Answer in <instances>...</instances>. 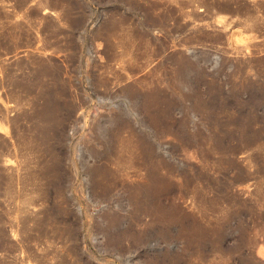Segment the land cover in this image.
<instances>
[{"label":"rangeland","instance_id":"1","mask_svg":"<svg viewBox=\"0 0 264 264\" xmlns=\"http://www.w3.org/2000/svg\"><path fill=\"white\" fill-rule=\"evenodd\" d=\"M0 264H264V0H0Z\"/></svg>","mask_w":264,"mask_h":264}]
</instances>
